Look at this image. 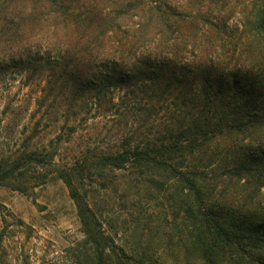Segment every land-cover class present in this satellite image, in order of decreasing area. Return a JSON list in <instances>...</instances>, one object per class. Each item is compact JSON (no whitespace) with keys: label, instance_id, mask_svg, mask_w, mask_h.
<instances>
[{"label":"trees","instance_id":"16d2710c","mask_svg":"<svg viewBox=\"0 0 264 264\" xmlns=\"http://www.w3.org/2000/svg\"><path fill=\"white\" fill-rule=\"evenodd\" d=\"M7 77L40 85L33 137L62 124L2 161L0 183H64L83 234L72 264H264V0H0ZM100 114L107 148L79 130ZM224 150L241 161L227 176L256 188L236 207L204 177ZM116 172L165 192V226L107 233L88 182Z\"/></svg>","mask_w":264,"mask_h":264},{"label":"rangeland","instance_id":"374dc122","mask_svg":"<svg viewBox=\"0 0 264 264\" xmlns=\"http://www.w3.org/2000/svg\"><path fill=\"white\" fill-rule=\"evenodd\" d=\"M40 94L39 83L26 84L23 77H7L0 82V163L23 150L50 146V141L60 133L62 123L51 127L47 119L41 123L40 133L33 137L36 121L43 114V111L35 113ZM111 124L112 117L100 114L79 130L83 129L85 136L94 129L92 136L100 139L101 148H107L115 139L105 138L101 132L106 133ZM87 128L89 130L85 132ZM58 150V158L65 155L61 148ZM232 155L224 150L218 164L207 170L204 177L207 182H216L213 192L220 188V194L223 193L227 202L236 207L238 200L255 187L248 177L233 175L229 178L228 171L222 170L228 167L232 171L230 163L241 162L233 160ZM124 176L122 172L114 173L113 184L108 187L102 186L103 180L88 182L104 228L118 243L129 238L135 221L147 231L150 227L154 229L158 222L165 226L164 211H168L162 197L165 192L154 190L158 194H151L138 183L137 188L126 189ZM38 183L35 179L0 183V251L3 259L7 264H72L71 250L83 239L74 202L61 180L50 176L46 183L36 186ZM17 185L24 187L25 192L16 190ZM260 253L264 255V249Z\"/></svg>","mask_w":264,"mask_h":264}]
</instances>
